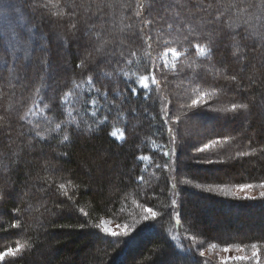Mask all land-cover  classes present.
Returning a JSON list of instances; mask_svg holds the SVG:
<instances>
[{"label":"trees","instance_id":"trees-1","mask_svg":"<svg viewBox=\"0 0 264 264\" xmlns=\"http://www.w3.org/2000/svg\"><path fill=\"white\" fill-rule=\"evenodd\" d=\"M41 1L49 7L33 14L25 7L30 0H0V251L25 245L17 264H208L199 251L210 243L247 248L257 243L264 257V197L231 199L215 191L264 183V0H183V12L169 7L180 0L155 5L152 0ZM144 2L147 7L137 16ZM201 3L212 7L197 12L195 6ZM98 5L104 6L102 13ZM69 6L77 13L74 21L85 15L93 21L101 15L107 21L90 23L92 35L87 43L80 41V47L65 26ZM145 20L153 23L145 25ZM142 27L153 38L151 48L138 39ZM196 38L219 44L214 49L218 54L204 62L189 45ZM38 39L46 40V50H37ZM236 44L246 57L243 62L231 59ZM101 45L103 50L95 51ZM166 47L184 54L174 74L161 70ZM133 51L137 55L131 65L101 66L99 72L113 75L96 85L103 84L109 102L123 107L126 120L110 115L104 131L76 135L77 122L83 128L92 121L86 78L91 74L95 81L97 75L91 69L105 54L118 60L121 53L127 59ZM219 53L230 57L227 73L239 74L243 92L224 77ZM81 61L85 66L77 68ZM153 64L158 83L147 100L143 92L131 97L125 78L113 71L123 68L134 80L133 73L149 74ZM51 69L56 71L52 81L44 75ZM74 81L82 88L74 89ZM117 87L131 103L113 99ZM200 88L208 91L204 98L199 97ZM69 90L75 93L67 97L75 118L71 124L72 117L60 104ZM193 100L199 103L194 106ZM99 101L107 107L103 97ZM233 103L249 107L233 112ZM162 109L170 117L167 124ZM178 117L175 124L172 120ZM57 123L61 129L53 131ZM112 125L125 128L121 146L108 135ZM65 132L70 142L62 140ZM153 144L174 150V155L169 160ZM244 152L248 155H240ZM140 155L150 161H138ZM166 162L168 168L163 167ZM209 187L214 191H205ZM147 208L158 213L155 220L143 219ZM103 219L132 230L127 237H107L95 227ZM16 221L20 228H12ZM112 239L126 242L113 245L108 242Z\"/></svg>","mask_w":264,"mask_h":264},{"label":"snow or ice","instance_id":"snow-or-ice-1","mask_svg":"<svg viewBox=\"0 0 264 264\" xmlns=\"http://www.w3.org/2000/svg\"><path fill=\"white\" fill-rule=\"evenodd\" d=\"M160 0H152V4L155 5L157 3H159ZM111 5H107V7H110ZM26 8L31 9L33 14L36 13V11L40 8H48L49 5L47 3H40V0H30V3L25 5ZM70 7V11L68 13V23L65 25L66 27H68V30L72 33L73 37L78 41L77 47H80L81 44L79 43L80 41H83L84 43H87L88 38L91 37L92 33L89 27L90 23H100L101 21L103 22H107L104 20V17L101 15H98L96 20L93 21L91 16H83L80 18V21H74L72 19V17L77 16V13L75 12V10H73ZM77 7H79V5H77ZM91 7V5H89V8ZM103 7L101 5H98V12H103ZM143 5H138V11L136 13L137 16H140L141 12L139 9H143ZM169 7H177L179 9L180 12H183L185 9V4L183 2V0H180V3H178L177 5H172ZM196 10L197 12L199 11H207L208 8H211L212 5L211 4H207L204 5L203 3L196 5ZM150 13H151V9H150ZM5 18H7V13L5 14ZM219 17L217 16L215 18L216 21H219ZM78 23L80 26H78ZM153 23L152 20H145L144 24L145 25H151ZM7 27V25H6ZM37 27H40L39 25H37ZM173 26L172 24L168 25V28L171 29ZM97 35H99V33H97ZM135 35V34H133ZM233 40H235V35H233L231 37ZM244 39H246L247 37H242ZM31 39V37L29 38ZM139 40L143 41V44L146 45L148 48H151L152 46V36L150 33H145L143 27L139 30V36H138ZM132 43L136 42V39H132L131 40ZM167 44V41L165 42ZM65 44H67V41H65ZM189 45L195 49L196 53L198 54L199 57H201L203 59L204 62H208L212 59V57L214 55H217V51H214V49H219L220 45L219 44H214L213 41L209 40L206 41L204 43H201L199 41V38H196L194 41L190 40L189 41ZM228 47V46H225ZM233 47V50L231 52V58H235L237 62H241L242 60L246 59V57H242L240 55L239 52V44H236ZM47 48V43L46 40L45 42L41 43L39 45V50L40 51H44ZM103 50V45H101L100 47L96 48L95 51L97 52H101ZM185 52H187V49L184 50ZM222 55V63H221V68H223L224 71V77L226 79H230L232 82L237 83V91L239 92H243L244 89L242 87L239 86L238 84V74H232V75H228L227 73V67L230 66L231 64V59L229 56L227 55H223L222 53H219ZM137 53L135 51L131 52L130 57L127 59L123 58V55L121 53V59L118 60H112L111 58H109V54H105V58L102 59L101 63L96 65L95 68L91 69L92 72H95L97 75V79L94 81L93 80V75L89 74L86 78V84L88 86L89 89V97H88V101L87 103L90 106V115L92 117V121L91 123L88 122H84V127H81V124L79 122L76 123V135H82L84 131H87L89 133L91 132H102L104 131L106 128H108L110 120L109 117L110 115L114 116L117 120L119 121H125L126 118L123 116V107L117 105L114 102H109V92L107 91L106 88H104V85L101 84V87H97L96 85L98 83H100L104 77H111L113 75V72H99L98 69L103 66V65H108L111 63H116V64H127V65H131L133 63V57H136ZM181 55V52L178 51L176 48L173 47H166L165 50L162 53L161 56V63H162V68L161 70L164 69H168L169 67H171V69H175L176 64H175V60L179 59ZM169 57H171L173 59V63L171 64V66H169L168 60ZM84 62L81 61L79 64L76 65L77 68H83ZM245 69H241V71H244ZM114 72H116V75H122L125 78V86L130 89L131 92V97H136L138 96L139 93V89H143L144 90V95L143 98L145 100H147L149 98L151 89L149 88V80L151 79V83L153 84H157L158 81L156 79L155 76V71H156V65L153 64L152 68L149 70V74L146 75H139L136 76V79L133 80L131 78V74L128 71H125L123 68H121L119 71H116L115 69L113 70ZM220 69H217V72H219ZM82 84L81 83H76L75 81L73 82V87L74 89H81L82 88ZM104 88V90L102 91L101 89ZM92 92H95L96 95L93 96L91 95ZM36 94L40 95V89L37 88L36 89ZM73 95H75L73 90H69L67 93L64 94L65 98H62L60 101L61 107L63 109L66 110V115L68 117H72V102L67 99V97H72ZM204 95H207V93H205ZM99 97H103L104 101L107 104V107L105 108L104 105L100 104L99 101ZM118 97H123L125 100L129 101V103H131V98L128 96H125L124 92L119 91L118 87L115 90L114 93V97L118 98ZM79 97H77L78 99ZM199 103L198 100H193L192 104L195 106ZM34 107L39 108V104L37 102H34ZM45 108H47V104L44 105ZM248 104L247 103H240V104H236L233 103L231 110L233 112H236L237 109H243V110H247L248 109ZM32 109H29V112H31ZM130 111H135L134 109H130ZM162 111H164V117H163V123L167 124L170 117L168 116V113L166 110L162 109ZM103 112L104 114L101 115L100 113ZM21 119H25V117H21ZM47 119V118H46ZM0 120H3V117H0ZM75 120L74 117H72V120H69V124H71L73 121ZM50 122V121H49ZM93 125H95L96 127L94 128ZM33 127H36L35 125ZM61 129V124L57 123L55 125V129H53V131H59ZM169 132L171 133V129L169 128ZM36 136H40V132L37 131ZM108 135L112 138V141L114 143H117V146H121L125 140H126V135H125V128L124 127H117L116 125H112L111 126V130L108 132ZM41 139H43V137H41ZM62 140L64 142H70V137L67 134V132H65V134L62 137ZM175 137H172V141L174 142ZM219 141H213V143H218ZM205 147H207V145H205ZM204 149L201 148L200 151H203ZM163 155L165 157H168L169 160L171 159V156L174 155V150L169 149L168 151H165L163 153ZM240 155H248L247 152L244 153H240ZM136 159L138 161H145V160H149L150 157L147 155H140L137 156ZM204 159H207L206 157ZM208 162L211 163L212 161L210 159H208ZM157 167H161V165L157 164ZM163 167L168 168L169 164L166 162ZM139 180H143V176L141 175L140 177H138ZM59 187L61 189L64 188V184H60ZM197 187H200V185H197ZM238 189L240 191H244L246 189H250L252 187H254V185L252 184H241L237 186ZM259 187L264 188V183H261L259 185ZM205 191L207 192H212L214 191V189H212L211 187L205 189ZM222 192H224L226 195L229 194L227 190L225 189H221ZM261 196L264 197V192L261 193ZM250 199V197H249ZM172 204L175 205L176 201L173 200ZM17 211H19L17 209ZM147 215H145L143 217L144 220H148L149 217H151L153 220H155V218L157 217L158 213L152 211L151 208H147L145 209ZM173 211H175V209H173ZM12 228H20L21 225L19 223V221L13 222L12 223ZM84 225L81 224L80 228H83ZM95 227L97 229L100 230V232L104 233L105 236L107 237H112V238H117V237H127L129 235V232L127 230L121 231V232H117V231H113L111 228H109L107 226V222L105 221H101L99 224L95 225ZM109 243L116 245V244H121V243H125L126 241H122L120 239H112L110 241H108ZM217 243H210L209 247L210 249H215L217 248ZM203 244L201 245H197V248H202ZM233 247L235 248L236 252H244L245 246L242 244H235V245H231V244H227L225 243L224 246L222 247V251L225 253H229L232 251ZM251 255L247 256V255H237L235 257L232 256H228L226 258H224L223 260L220 261V264H237V262H247V264H261V250L258 247L257 243H252L251 244ZM25 251V245L22 244H17L16 247L14 248H6L3 251H0V264H5V262L7 261V264H17L18 259L22 258V256H18V254H22ZM189 251L191 252V246H189ZM199 255L201 257H203L205 255L204 251H199ZM8 258H11V260H8ZM194 264H206L205 261L203 260H196L194 261Z\"/></svg>","mask_w":264,"mask_h":264},{"label":"rangeland","instance_id":"rangeland-1","mask_svg":"<svg viewBox=\"0 0 264 264\" xmlns=\"http://www.w3.org/2000/svg\"><path fill=\"white\" fill-rule=\"evenodd\" d=\"M22 1V0H21ZM41 1V0H40ZM40 3H43L42 1L40 2ZM142 5H144V7H147V2H144ZM102 29H104L103 28V26H102ZM88 39H90V37L88 38ZM37 42H38V44L40 45L41 43H43V40L42 39H38L37 40ZM47 48H48V46H47ZM46 48V49H47ZM55 48L56 49H58V51L60 50V48H59V46L58 45H56L55 46ZM39 52H42V51H40L39 50V47H38V49H37ZM165 50V49H164ZM163 50V51H164ZM179 51V50H178ZM232 51V50H231ZM163 53V52H162ZM231 54V53H230ZM183 55L184 54H182L181 53V55H180V57H179V59H177V60H175V64H176V67H175V69L173 70V69H171V67H169L168 69H166V71H168L170 74H174L175 73V71L177 70V66L179 65V63L181 62V59H182V57H183ZM162 56V55H161ZM63 57L65 58V59H69V57H68V54L67 53H63ZM232 59V58H231ZM22 60V63H24V67L25 68H27V66H26V62H27V60L25 59V58H22L21 59ZM232 60H235V58H233ZM160 61H161V59H160ZM241 62H243V61H241ZM168 63H169V66H171V64L173 63V59L171 58V57H169V60H168ZM162 64V63H161ZM242 64V63H241ZM241 67H242V65H241ZM242 69V68H241ZM52 70V69H51ZM50 70V72H47L46 70H45V73H44V75H45V79H49L50 77V81H52L53 80V78H54V76H55V74H56V71L55 70H52L51 71ZM241 73H243L242 71H241ZM205 74H207V73H205ZM210 74V73H209ZM208 74V75H209ZM213 74V73H212ZM50 75V76H49ZM239 75V74H238ZM136 76H139V75H137V74H134L133 73V77H134V80L136 79ZM212 76V75H211ZM215 76H217V75H215ZM214 76V77H215ZM164 82V81H163ZM149 88L151 89V92H152V90H153V88L156 86V84H153V83H151V79L149 80ZM164 84H166V82L164 83ZM203 87V86H202ZM198 91L201 93V95L199 96V97H201V98H204V94L205 93H208V91H204V90H202L201 88L200 89H198ZM140 92H143L144 93V90L141 88V89H139V93ZM151 92H150V94H151ZM175 124H178V121H179V117L178 118H175V119H173L172 120ZM195 126H198L197 128H199V127H202L201 125L202 124H197V123H195L194 124ZM153 149L154 150H160L161 152H165L166 151V149H165V146L164 145H155V144H153ZM150 160H145V161H143L145 164H147L148 162H149ZM225 190H227L228 191V193L229 194H225V196H228L229 198H231V199H240V200H256V199H258V198H260V197H262L261 196V193L262 192H264V188H261V187H252V188H250V189H246V190H244V191H240L239 189H238V187L237 186H227V187H225ZM215 191H217V192H219V193H222V194H224V192H222L221 191V189H216ZM216 193V192H215ZM221 195V194H220ZM224 196V195H223ZM249 197H250V199H249ZM145 215H147V213L145 212ZM150 218V217H149ZM103 221H105V222H107V226L109 227V228H111L113 231H117V232H121V231H124V230H127L128 232H129V234H130V232H131V228H129V226L127 225V224H125V223H121V224H119V223H117V222H115L114 220H111V219H103ZM210 221L212 222V224H214V220L213 219H210ZM110 238H112V237H110ZM118 238V237H117ZM245 251L244 252H236L235 251V248L233 247V249H232V251L231 252H229V253H225V252H223L222 251V247H217V248H215V249H210V247L209 246H207V247H205L204 248V250H202V251H204V253H205V255L203 256V258L207 261V263L208 264H220V261L221 260H223L224 258H226V257H228V256H232V257H235V256H237V255H247V256H250L251 255V248H247V247H245ZM237 264H247V262H237ZM261 264H264V257L262 256V252H261Z\"/></svg>","mask_w":264,"mask_h":264}]
</instances>
